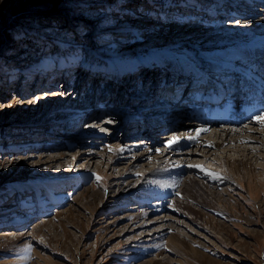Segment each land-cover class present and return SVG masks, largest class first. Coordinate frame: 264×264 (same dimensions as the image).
<instances>
[{"label":"rangeland","instance_id":"1","mask_svg":"<svg viewBox=\"0 0 264 264\" xmlns=\"http://www.w3.org/2000/svg\"><path fill=\"white\" fill-rule=\"evenodd\" d=\"M263 49L264 0H0V264H264V136L249 177L224 147L182 156L219 109L251 127L257 90L211 72L207 95L201 68L264 87Z\"/></svg>","mask_w":264,"mask_h":264},{"label":"bare ground","instance_id":"2","mask_svg":"<svg viewBox=\"0 0 264 264\" xmlns=\"http://www.w3.org/2000/svg\"><path fill=\"white\" fill-rule=\"evenodd\" d=\"M245 1V0H244ZM244 6H245V4H244ZM247 28H249V27H247ZM246 28V29H247ZM258 28H260V29H262L263 27L262 26H260V27H258ZM259 50H261V49H259ZM264 50V49H263ZM259 51H256L255 53H248V51H246V52H244V53H247L248 54V57H249V59H254L255 57V55L254 54H256V53H258ZM261 60H263L264 61V54H263V57L261 58ZM236 66H241V63H238V65H236ZM236 66L234 65H231V64H229V65H226V66H218V65H214V64H210V65H205V66H203L201 69L203 70H206L207 69V71H206V73H205V75H206V77L207 78H204V81H203V88H205L204 89V91H206V94L208 95V94H211L210 92H212L211 90H210V92H207V90L209 91V89H211V86H213L214 84H212V83H206V80L205 79H213L214 77H216V75L215 74H211L210 75V73L211 72H214V73H216V74H220V75H223V76H231L232 75V73H236L234 76H232V77H234V80L233 81H236V80H238L239 82H243V84L244 85H246L245 86V89L246 90H248V89H254L255 91L257 90V92L256 93H254L253 95H252V98L251 99H253V98H256V99H262V97H263V95H261V94H259L258 95V93L261 91V90H263L264 89V87H263V85L260 83V82H258V75L257 74H254V73H251V72H240V71H236ZM200 69V70H201ZM224 73V74H223ZM245 74L246 75H249V77H247L246 79H245ZM211 77H210V76ZM176 76V75H175ZM214 80H216L217 81V79H214ZM244 80H246V82L247 83H244ZM216 81H214V83L216 82ZM232 81V82H233ZM211 82H212V80H211ZM231 82V83H232ZM239 82L237 83V84H239ZM180 83V82H179ZM207 85V86H206ZM190 86V85H189ZM166 88V87H165ZM167 89V88H166ZM189 88H188V85H186L185 84V80L184 81H182V83H181V85H180V87L177 89V94L180 96L181 94H183V93H185L187 90H188ZM213 89H214V87H213ZM215 91H218V90H215ZM220 92H223V91H220ZM219 92V93H220ZM236 94L237 93H241V92H239V91H237V92H235ZM206 95V96H207ZM257 97H259V98H257ZM198 99V98H197ZM203 99V98H202ZM201 99V100H202ZM257 100V101H258ZM210 101H211V98H210ZM253 101V100H252ZM212 102V101H211ZM175 107L177 106V108L178 107H181V109H183V110H185L186 108H185V105L184 104H181L180 102H178L177 100L173 103V102H171ZM178 104V105H177ZM225 109L226 110H224V111H222V112H224V114L222 115V116H220V117H213V119H211L210 120V115H209V118L208 117H205L206 115H204V119L206 118H208L209 119V121L210 122H212V123H214V124H219L220 123V120H223L224 122H223V124L224 125H229V123L230 122H234L235 123V121H233L232 119V116L233 115H239V114H243V111H241L240 109H237V108H226L225 107ZM175 110H177L176 108H174V109H172V111H171V113H175L176 111ZM196 111H198V109H196L195 110V112ZM203 114V112H200V116ZM172 115L170 114L169 115V117L168 118H164L163 119V121H164V124H162V121L160 120L158 123L160 124H162L163 126L166 124V125H168V126H166V128H168V127H170L171 126V123L175 120L174 118H172L171 117ZM173 116L175 117V118H179V116H176V114H173ZM241 116H244V115H241ZM247 118L250 120L248 123H249V125H251V127H246L244 130L241 128V127H237V126H235V127H233V126H224L223 124H222V126L224 127V128H218V129H215V130H213V131H211V134L210 135H212L213 137H214V141H201V142H195V144H194V146H196V147H193V146H191L190 147V149H186V151H184V155L182 154V156L183 157H186V158H188L189 159V157L190 156H192V155H194V154H197L199 151H201V152H204L205 151V149H220V148H222V147H224L227 151H226V153L228 154V155H233V158H231V157H228V155H226V156H223L224 158H226V160L224 161V163H225V167H227V168H230V170L231 171H229V172H231V173H233L234 172V174H236V175H238V177L239 178H243V177H249V172L247 173L246 172V169H244V167L247 165V164H249L248 162H250V160L252 159V158H255L256 156H259L258 154L257 155H249L250 154V152H252V150L250 149L249 150V148H251L250 146L251 145H249V144H245L246 142H247V140H253L254 139V136H253V133H259L261 136H264V123H261V122H259L258 120H257V117H264V109H263V106L262 105H260V104H257V103H254L252 106H250V107H248V110H247ZM107 117V116H106ZM163 117V116H162ZM107 120H104L103 122H102V124H108L109 125V123H110V119L107 117L106 118ZM167 119H169V120H172L173 119V121H167ZM207 119V120H208ZM243 120H245V118L244 117H241L240 118V121H243ZM113 121V120H112ZM111 121V122H112ZM238 122V121H237ZM113 124H116V123H113ZM118 124V123H117ZM100 127V126H99ZM260 128H261V130H260ZM30 129V128H29ZM147 129H148V131H149V126L147 127V128H145V131H147ZM106 131V130H105ZM104 131V132H105ZM171 131V130H170ZM170 131H168V132H166V133H164L163 134V136H160V138L161 139H164L165 140V142L164 143H161V144H168L169 142H170V140H173V138H175V136H177V135H179V134H177V133H179V132H177V131H172V132H170ZM208 140V139H207ZM230 144H232V145H230ZM165 149V148H164ZM149 148L147 149V151H145L144 153H141V154H136L135 153V161H133L132 160V158L130 157V159L131 160H129V161H131V163H134V162H137L138 160H141V159H143L144 157H145V155L146 154H149V153H151V152H149ZM168 150V149H167ZM247 150L248 151H250V152H247ZM166 151V150H165ZM134 152V151H133ZM162 152H164L163 150H162ZM173 152V151H172ZM166 153V152H165ZM170 153V152H169ZM131 154V153H130ZM133 154V153H132ZM252 154V153H251ZM134 155V154H133ZM180 156V154H176V156ZM124 158H128L127 156L126 157H124ZM171 158H174V157H171ZM178 157H176V159H177ZM185 160V159H184ZM179 161H181V160H179ZM182 163L184 162V161H181ZM187 165V164H186ZM187 167V166H186ZM220 167V166H219ZM190 168V167H189ZM188 167L186 168L187 169V171H188V169H189ZM198 168V167H197ZM212 169V168H211ZM215 169V168H214ZM262 170H264V167L262 168ZM182 171H184V172H187V171H185L184 169H183V165H182V167L179 169L178 168V171H177V173L179 174V173H181ZM244 171V175H241V173ZM190 172V171H189ZM212 173V172H211ZM175 174H176V171H175ZM189 174V173H188ZM264 175V174H263ZM174 176V175H173ZM176 176V175H175ZM219 176V175H218ZM255 176V175H254ZM178 177V176H177ZM251 177V176H250ZM177 179V178H176ZM182 179V178H181ZM216 179V178H215ZM178 181H180V180H178ZM177 181V182H178ZM230 183V182H229ZM253 183V181H252V179L251 180H249V186H250V184H252ZM192 184H194V182H190V184L189 183H187L185 180H184V182H183V186H186V187H190ZM247 185H248V183H247ZM261 186V188L262 189H264V182L263 181H258V184L256 183V188H258V186ZM136 186H134L133 188H135ZM251 188H252V186H250ZM259 189V188H258ZM262 191V190H261ZM264 191V190H263ZM70 194V193H69ZM28 209H30V210H33V206L31 205V206H29L28 207ZM8 210H10V206H8V208H2V212H7ZM154 210V209H153ZM22 212V211H21ZM21 212L20 211H16V212H11V213H14V214H17V213H20L21 214ZM149 212V211H148ZM25 216H29L28 214L26 215L25 214Z\"/></svg>","mask_w":264,"mask_h":264},{"label":"snow or ice","instance_id":"3","mask_svg":"<svg viewBox=\"0 0 264 264\" xmlns=\"http://www.w3.org/2000/svg\"><path fill=\"white\" fill-rule=\"evenodd\" d=\"M257 120L261 123H264V117H257ZM178 138H173L172 141L169 142V146H171L172 143H175Z\"/></svg>","mask_w":264,"mask_h":264}]
</instances>
